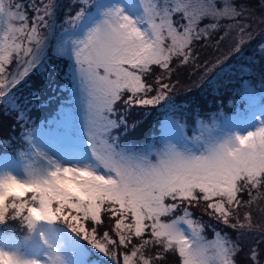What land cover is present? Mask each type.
<instances>
[{"label": "snow or ice", "instance_id": "6c2138e0", "mask_svg": "<svg viewBox=\"0 0 264 264\" xmlns=\"http://www.w3.org/2000/svg\"><path fill=\"white\" fill-rule=\"evenodd\" d=\"M61 8L0 0V112L20 126L0 147L23 146L0 153V264H264L252 211L264 213V12L237 0H70L62 19ZM257 65L259 91L244 79ZM233 76L244 113H197L190 128L179 91ZM58 80L73 102L34 120ZM196 209L260 238L246 250L219 231L206 239Z\"/></svg>", "mask_w": 264, "mask_h": 264}, {"label": "trees", "instance_id": "16d2710c", "mask_svg": "<svg viewBox=\"0 0 264 264\" xmlns=\"http://www.w3.org/2000/svg\"><path fill=\"white\" fill-rule=\"evenodd\" d=\"M60 4L63 5V9H60V12L66 9V14H60L58 13V16L62 19L64 16L69 14V5L70 0H60ZM244 5V4H243ZM250 5H256V3H250ZM245 6V5H244ZM251 6V7H252ZM246 7V6H245ZM223 35V32L221 31L217 35L211 36V38H206L203 41L195 42V50L197 53H203L206 52L207 49L202 47L203 45H208V47L214 46L216 44V41L220 38V36ZM61 67H63V63L61 62ZM260 76V74H253L252 77ZM251 77V78H252ZM250 78L245 76L244 79ZM234 79V80H233ZM239 77L233 76L232 80L229 82L227 79L224 81L223 86H221L217 91L213 92L211 89H209L206 84H201L199 87H194L191 92H185L182 89L177 94L176 98L178 102L184 103V98L187 97L188 101H194L197 99V105L191 106L189 105V108L186 110V115L192 116L194 114H199L201 119L210 118L214 113H219L218 109L220 107V102L228 97L227 91H230V88L233 87L235 83H239ZM57 87L55 89H48L45 88L43 90V93L38 101H36L38 107L33 110L32 112V118L43 121L44 118L49 117L57 110V105H61L63 102H65L68 99L69 96V89L67 88L65 91H60L59 86L61 84V81H57ZM63 83H67V80L65 79ZM230 87V88H229ZM50 98V99H49ZM56 101V103L54 102ZM224 102V108L226 111L234 112L235 109L228 104H225ZM219 105V106H218ZM3 115V116H2ZM18 125L14 123V114L5 116L3 113L0 114V136L6 137L5 134L10 135L11 132H13V129L15 130ZM148 130V129H146ZM145 130V131H146ZM2 147H0L1 150ZM247 198V197H246ZM197 210V209H196ZM197 213V212H196ZM255 222H262L264 221V213L260 212V215L254 216ZM219 225V224H218ZM232 229V228H231ZM221 231H224L228 234V237L234 238V236H231L230 233V227L225 225V230L221 229ZM246 235L243 237L238 238L240 240V245L247 249L248 245L252 244L253 241L259 240V233L258 232H251L248 231L245 232ZM90 247V246H89Z\"/></svg>", "mask_w": 264, "mask_h": 264}, {"label": "rangeland", "instance_id": "374dc122", "mask_svg": "<svg viewBox=\"0 0 264 264\" xmlns=\"http://www.w3.org/2000/svg\"><path fill=\"white\" fill-rule=\"evenodd\" d=\"M59 1L60 0H57L58 3H59ZM18 2H22L25 5H28L29 0H18ZM237 2L241 3V4H244L246 6V8L250 9L251 12L254 14V16L257 17V18L261 16L262 12H264V9L261 8V0H237ZM37 3H39V0H37ZM250 3H253V4L256 3L257 6H255V5L252 6V5H250ZM65 11H66V9H65ZM65 11L64 10L62 12L59 11V15L60 14H66ZM28 14H29L30 17L33 15L31 10H29ZM245 15L247 16V13H245ZM176 19H179V17H176ZM221 23L226 26L229 23V21L224 20ZM258 23H259V21L257 20L256 24H258ZM225 30H226V28H225ZM222 32L224 34V31H222ZM206 40L209 41L208 39H206ZM209 50L215 51L214 46L208 47L207 51L203 52V54L207 55V52ZM249 51H251V49H249ZM254 74H258V75L260 74L259 73V65H257L256 71H255ZM246 79H252V82H253V84L256 85L257 90L258 91L260 90V81H261V77L260 76L259 77L255 76V77L246 78ZM68 89H69V96H68V99L65 102H63L64 104H71L73 102L72 93H73L74 89H72L71 86H69ZM227 95H228V97L220 102L221 105H220V107L218 109L219 113H222V115L217 116V119L220 120V121H222L224 117L235 118L238 115H242L244 113L246 107H247V105L245 104L244 100L241 98V95H240V82L239 83H235L233 85V87L230 88V91H227ZM54 102L56 103V101H54ZM224 102H226L225 104H228L229 106L233 107L235 109V111L234 112H230V113L228 111H226L225 108H224ZM190 105L191 106H196L197 105V99L192 101L190 103ZM59 106L60 105H57V109H58ZM151 111H152L153 114L150 117L146 118V120H145L144 130L148 129L146 131H151L153 128H155L156 124H157V121L160 119V113L156 112V110H154V109L151 110ZM1 113L2 112H0V114ZM186 116H187V119L189 121V125H190V128H191L192 120H193L194 115H192V116L186 115ZM210 118H205V119L203 118L202 120H204L205 122H210ZM34 120H36V119H34ZM40 122H43V121H40ZM19 132H20V126L18 125L17 128L13 132L10 133V135L18 137L19 136ZM5 136L7 137L8 134H5ZM22 147H23L22 144L17 142V143L14 144L13 147H10L8 149H5V148L2 147L1 150H0V153L7 152L9 155H14L19 150H22ZM246 197L247 196H245V199H247ZM259 207L260 208H264V204H261ZM243 211H245V210L242 209L241 212L243 213ZM252 211H253L254 216L255 215H260V211L258 210L256 205H253ZM194 218L202 221L205 224L206 227H205V231H204V236L206 237V239H209V240L214 239L215 238L214 237V233L217 232V231H219L222 234H225V235L228 236V234L225 231H224V233H223V231H221V229L225 230V225L219 223L217 220H215L214 218L209 216L207 213L202 211V209H197V210L194 211ZM10 225H11L12 228H14L16 230V235H17L18 238H22L23 236L26 235L27 230L25 228H23L19 224L18 221L17 222H10ZM240 231L246 232L248 230H246V229L245 230H239V229H231L230 228L231 236H234V238H231L232 241L238 243L237 240L240 237V235H239ZM240 240L241 239H239V244H240ZM84 243L86 244V242H84ZM173 264H176L175 258H173Z\"/></svg>", "mask_w": 264, "mask_h": 264}, {"label": "clouds", "instance_id": "9594fccd", "mask_svg": "<svg viewBox=\"0 0 264 264\" xmlns=\"http://www.w3.org/2000/svg\"><path fill=\"white\" fill-rule=\"evenodd\" d=\"M25 236H26L29 240L31 239V236H30L28 233H26ZM62 261H63V257H62V256L57 255V256L55 257V262H56V264H61Z\"/></svg>", "mask_w": 264, "mask_h": 264}]
</instances>
